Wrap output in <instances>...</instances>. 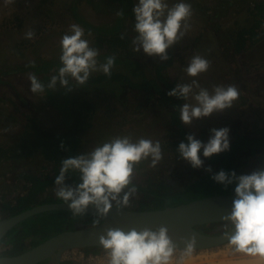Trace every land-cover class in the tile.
<instances>
[{"label": "trees", "instance_id": "16d2710c", "mask_svg": "<svg viewBox=\"0 0 264 264\" xmlns=\"http://www.w3.org/2000/svg\"><path fill=\"white\" fill-rule=\"evenodd\" d=\"M81 1L83 0H73L72 8L80 5ZM114 1L120 2L121 15L119 13L114 22L110 23L109 28L95 25L87 21L85 17L77 15V20L85 27V32L92 34L89 39V46L98 50V58L104 57V62H106L107 57H115V66L112 68L110 76L105 75L103 72H98L95 75L90 74L85 84L88 88L90 87L89 84H110L111 87L107 90L104 89V91L112 93L121 105L128 104L129 96L127 94L130 91H143L147 96L143 102L137 103L136 107L137 109L143 108L148 103L152 105L153 112L151 118L153 119L150 124L153 125L151 127L156 126L155 124L157 123V125L159 124L158 126L164 128L168 126L166 123L169 121L177 129V138H166L168 140L161 141V143L163 142L161 146L169 153L166 159L175 155L179 158L175 160V162L179 161L176 163V166L180 167V169L183 168L182 165H188L187 167L192 168L186 161L180 158L177 152L179 143L181 141L186 142V136L189 134L185 124L180 120L179 109L183 105L184 99L168 95V92L176 86V81H172L167 76L165 70L174 64L177 53L169 47L167 49L168 59L160 60L159 57L146 55L142 48L139 52L134 51L132 43L134 38L128 33L126 23L129 17H132V21L135 22V16L132 11L133 6L136 4L135 0ZM219 1L221 3L219 6L214 7L213 5L209 7L205 5L202 7L208 13L210 23L215 19V23L212 24L216 28L220 26L219 21L216 20L220 15L219 10L222 6L225 8L226 6L229 7L235 0ZM263 4V2L250 0L248 8L250 15L253 16L252 24L228 32L232 37L237 53L242 52L246 47L259 40L262 34L260 28L264 19ZM111 5L109 2L106 6L109 8ZM113 10H119V8L114 6ZM209 10L210 12H207ZM16 17L19 19V16ZM5 26L6 21L3 23V27ZM21 26L22 19H19L17 27L20 28ZM16 44L19 46L22 43L17 42ZM119 63H123L126 68L120 67ZM150 63H153V72H149L148 70ZM61 66L60 58H50L49 56H40L26 62L8 63L7 65L0 66V85L12 86L11 88L17 92L19 101L25 104H29L28 99L17 91L12 80L5 77L13 73L33 70V74L45 86L44 92L37 94L41 95L44 102H51L64 109L66 121L69 125L67 130L57 132L42 125L38 118L31 113L18 110L14 123L19 121L24 127L30 128L34 138L18 140L0 147V183H2L3 188L8 185L10 190H15V193L10 196L3 191L0 201V219L17 214L40 203L61 200L52 195L45 194L59 175L61 162L69 156L86 154L82 149V131L93 125L92 112L95 104L86 102L84 98H80V88L82 89L85 85L82 84L80 87V84L75 80L76 84L73 81L71 82V78H69L70 82L67 86H61L58 80L54 88L47 87L51 77L58 74V69ZM113 88L117 89L114 93L110 91ZM60 91L66 93L65 99H59L56 95ZM15 99L13 94L0 93V103L8 102L12 104V102H16ZM1 121L0 104V123ZM138 125L144 127L146 123L140 121ZM109 130H107V135L110 137L108 140L102 141L99 136L98 143L100 145L116 137L127 136L131 139L136 135L133 133V128L130 130L126 126H124V132L130 130L132 133L129 135L116 133L111 129V126ZM207 132L202 131V136L199 140L205 142ZM172 133L168 130V135ZM233 135L229 150L213 155L211 158H204L201 152V158L207 164L206 167L211 166L212 172L223 169L228 172L234 170L237 175L247 174L242 172V167L250 162L252 155L260 151L264 152V126L245 133L235 131ZM37 154L43 156L47 161L43 165L42 170L40 169V164H34L35 162L27 164L29 158L37 159ZM146 162L147 160H142L139 164L135 165L131 175L130 185L143 192L144 198L139 202L140 209L162 208L167 205L178 204L215 193L234 192L235 183L227 186L216 183L210 179L211 173L207 171L193 174L194 178H189L183 184H178L170 179V175L174 170H168L165 165V170H168L167 176L159 175L160 170H157V173L154 174L149 170ZM146 167L149 171L146 170ZM156 167L158 166L156 165ZM172 168H175V165ZM158 176H161V178ZM66 177L71 179L75 186L80 183V174L76 171L70 170L66 174ZM22 180L23 183L20 184ZM127 207L132 206L129 205ZM94 221H101V218L87 212L74 216L70 209H53L40 212L26 218L6 234L0 241V255L20 253L39 244L59 231L74 228L78 222L89 223ZM214 227H216V223L198 226L200 230L213 229ZM48 260L45 259L38 264H48Z\"/></svg>", "mask_w": 264, "mask_h": 264}, {"label": "clouds", "instance_id": "9594fccd", "mask_svg": "<svg viewBox=\"0 0 264 264\" xmlns=\"http://www.w3.org/2000/svg\"><path fill=\"white\" fill-rule=\"evenodd\" d=\"M5 2L11 3L12 0ZM132 11L135 16L134 31L137 33L132 41L134 51L139 52L142 48L148 56L167 60V49L184 35L180 30L182 22H185L187 30L186 21L191 16V6L183 0L172 7L165 0H137ZM70 33L60 41L62 66L58 74L51 77L47 85L49 88H54L58 80L61 86H67L69 78L82 85L95 71L110 76L115 66L114 56L107 57L105 63L98 65L99 52L83 38L85 32L79 25H71ZM25 36L31 39L34 33L28 31ZM208 68V60L194 56L185 71L188 76L197 77ZM29 79L31 91L42 94L44 84L34 74ZM194 88L199 91L194 92ZM168 95L186 101L191 96L195 101L194 104L184 103L179 109L181 122L190 125L194 119H202L231 107L238 91L234 86H215L210 93L193 80L191 84H177ZM229 131L227 127L213 128L207 142L188 134L186 142L179 143L177 152L193 169L204 168L211 173L210 179L214 182L225 186L235 183L232 211L223 217L228 225L225 231L228 245L233 253L252 257L259 264H264V169L241 175L234 170L212 172L211 166L204 167V159L201 158V152L204 158H211L229 150ZM149 158L153 166L161 159L158 141L141 138L132 143L127 136L116 137L88 154L64 159L55 178V195L68 204L74 216L84 214L90 205L102 216L107 214L113 202L117 208L127 207L130 197L135 195V187H128L134 166ZM70 170L80 174V183L75 187L65 183ZM99 242L105 250L107 264H184V260L192 255L195 243L193 240L185 241V247L179 249L163 226L139 230L131 228L128 231L108 228L100 235Z\"/></svg>", "mask_w": 264, "mask_h": 264}, {"label": "crops", "instance_id": "0c3cea01", "mask_svg": "<svg viewBox=\"0 0 264 264\" xmlns=\"http://www.w3.org/2000/svg\"><path fill=\"white\" fill-rule=\"evenodd\" d=\"M85 1L87 2L88 6H92L94 10H96V13L100 12L114 15L113 7H118L119 10H116L115 18L118 17L121 10V4L118 1L104 0L105 5L99 4L101 0ZM249 1L250 0H235L229 7L226 6L225 8L222 6V8L219 10L220 15L216 18V20L219 21L220 26L219 28H216L212 24L215 23V19L212 23H210L208 13H206L202 7L205 5L209 7L213 5L214 7L219 6L221 4L219 0H183L184 3H187L191 6V16L186 21L188 25L187 30L184 28L185 22H182L180 30L184 32V35L171 46V48L176 51L177 54L174 64L165 70L167 76L172 81L175 80L176 85L190 84L193 80H196L198 81L201 88L208 89L210 93H212L215 86H234L238 91V97L233 101L231 107L226 108L223 111L214 112L208 117L194 119L192 121V123L195 124V127L192 128L199 129V125H204L202 128L203 131H208L205 142L208 141L211 134L210 130L213 129V126L209 127L206 124L212 122L213 119H216L217 122H219L218 127H216L217 129L227 127L230 130V142L234 137L233 134L235 131H238L239 133H245L250 132L249 129L254 131L256 128L264 126V19L260 28L262 34L260 35L259 40L246 47V49H244L242 52L237 53L235 51L232 37L228 34V32L231 30L237 29L239 27L250 26L252 24L253 16H251L249 12ZM256 1L264 3V0ZM109 2L112 5L108 8L106 5ZM165 2L169 7H172L175 4L181 2V0H165ZM135 3H137V0H135ZM207 12H210V10ZM114 19L109 22H98L94 24L109 28L110 23L114 22ZM134 23L135 22L132 21V17L127 19V31L133 38L137 36V33L134 31ZM194 56H200L208 60L209 68L207 71L200 73L197 77H190L187 75L185 69ZM104 60V57H97L98 65L105 63ZM118 65L122 68H126L123 63H119ZM149 65V72H153V63H150ZM102 84L104 85L103 87L107 86L105 83ZM112 84L114 85V83ZM133 91L135 90H132L127 94L130 95L129 99L131 96L133 97ZM198 91L199 89L194 88V92ZM135 93L146 95L143 93V91H137ZM80 95L81 99L84 98L86 102L95 104L92 112L93 125L82 131V149L86 154L88 150L85 149V145L91 147L90 149H92L100 145L98 143L99 136L102 141H106L110 138L105 130L104 134H97L98 140L95 137L93 138V136L91 139V135H93L92 129L94 128L96 122L99 129L102 130V128L99 126L100 121L108 122V125L116 123L122 124V119L129 121L134 119V117H140V115L143 114L152 115L151 112L153 107L151 108L152 105L150 103H148L143 108H138V114H135L134 111L131 113L129 110L126 111L125 104L121 105V103L117 102L116 97H114L112 93L102 91L101 89L92 92L90 95H86L85 92ZM37 96L42 101H44L41 95L38 94ZM191 100L192 99L190 96L187 101L184 100L183 104L190 103ZM45 103L48 104L45 106L48 110H46L47 115H44V119L38 117L37 115H33L32 112L26 111L25 108L21 106L14 107L13 112L16 114L18 110L29 112L33 116H36L40 123L49 129H53L57 132L67 130L69 125L66 121V112L64 109L54 105L51 102L45 101ZM137 103L140 104V102ZM0 104L2 116V121L0 123V147L18 140L34 138L32 130L30 128L24 127L21 123H19V121H16L17 123L8 122L6 116H8V104L10 103L1 102ZM136 105L137 104H135V107ZM165 120L167 122V118ZM219 124L222 126H219ZM166 125L168 126L164 127V129L167 132L169 130L173 132L172 134H174V136L170 138H177L178 132L176 127L173 126L169 121L166 123ZM185 126L188 133L191 134V129L189 126ZM160 128H162V126ZM201 136L202 133L201 130H199V134L195 137L200 139ZM90 143H92V145ZM162 143L160 140V145H162ZM168 154L169 153H167V155ZM37 156L38 158L35 160L32 159V157L29 158L27 160V164H32L35 162L34 164H40V169L42 170L43 165H45L47 161L40 154H37ZM171 158H174L175 160L179 159L175 155ZM254 162L252 164H254ZM22 183L23 180L20 184ZM65 183L75 187L73 181L67 177L65 179ZM0 186L2 188H0V201L2 199L3 191L6 192L8 196L15 193V190H10L8 185L3 188L2 183H0ZM55 187L56 185L54 182L53 185L48 188L45 194L56 197L54 192Z\"/></svg>", "mask_w": 264, "mask_h": 264}, {"label": "rangeland", "instance_id": "374dc122", "mask_svg": "<svg viewBox=\"0 0 264 264\" xmlns=\"http://www.w3.org/2000/svg\"><path fill=\"white\" fill-rule=\"evenodd\" d=\"M83 2V3H82ZM80 2L76 8H72L73 0H12L11 3H6L5 0H0V66L7 65L8 63H16V62H26L40 56H49L50 58H60L61 55V45L60 41L65 34L70 33V26L73 24L79 25L81 28L84 29L85 27L77 20V15L81 17H85L87 21L92 23L98 22H109L115 18L116 10H114L113 14L107 13H96V10L92 6H88L87 2L83 0ZM100 5H105L104 0L99 2ZM121 15V13H120ZM19 16V19H22V26L20 28L17 27L19 24V19L16 17ZM91 19V20H88ZM6 21V26L3 27V23ZM264 26V24H263ZM28 31H32L34 33L33 38L28 39L25 36V33ZM92 34H87L85 32L84 39L89 41ZM22 43L19 46L16 43ZM34 42V43H30ZM98 72L102 71H95L91 74H97ZM33 74V70H27L24 72L13 73L12 75H8L5 78L12 80L14 86L19 93H22L28 99L29 104L21 103L17 97V92L14 91L12 86L9 85H0V93H7L8 95H14L16 102H12V104H8L9 111L7 112L8 116H6L9 123H14V119L16 118L17 114L13 112L14 107H23L26 111L32 112L33 115H37L40 118L44 119V115H47L48 110L45 106L48 105L44 101H42L37 95V93H33L31 91V81L29 76ZM74 82V79L71 78V82ZM70 82V80H69ZM76 84V82H74ZM191 84V83H190ZM82 89L80 88L81 93L84 92L86 95H90L92 92L98 91L99 89L107 90L110 87V84L103 87L104 85L101 84H89V88L84 83ZM81 87V85H80ZM117 89H110L111 92L114 93ZM137 90L133 91V97L128 100V104L125 106L126 111L129 110L131 113L134 111L135 114H138L139 109L135 107L137 102H143L145 100L146 95H142L140 93H135ZM142 93V92H141ZM59 99H65L66 93L64 91H60L56 94ZM124 95V94H123ZM81 97V95H79ZM130 96V95H128ZM194 100H191L190 103L194 104ZM12 112V113H11ZM153 112V111H152ZM151 112V113H152ZM147 113V112H146ZM149 113V112H148ZM140 115V117H134V119L125 121L122 119V124H110L108 122L100 121L99 126L102 130L99 129L97 122L95 123L94 128L92 129L93 138L97 139V134H104L105 130L107 132L110 131V126L113 131L119 134L129 135L132 132L130 130L133 128V133L136 134L135 137H132L130 140L132 143H136L139 139H150L153 142L162 141L163 138H170L174 136V134L168 135V132L162 127L155 124L156 126L151 127L150 122L153 118L152 115ZM137 116V115H136ZM118 117V116H115ZM144 120V121H143ZM215 120V121H214ZM146 123V125L139 126V122ZM133 122V123H132ZM135 122V123H134ZM218 123L216 119H213L212 122L206 124L207 126H213V128L218 127ZM150 124V125H149ZM129 125V126H127ZM199 125V124H196ZM221 124H219L220 126ZM124 126L129 127V131L124 132ZM191 129L190 133L197 136L199 134V130L203 131L204 125H199L198 128L195 127V124L191 123L188 125ZM222 126V125H221ZM249 131H251L249 129ZM108 134V132H107ZM109 136V135H108ZM94 140V139H93ZM96 142V141H95ZM94 142V143H95ZM92 145V143H90ZM85 145V149L88 150L87 154L93 151L96 147L90 149ZM167 157V153L164 150V147L161 146V159L155 164L152 165L151 158L147 159V166L149 170L152 171L154 174L159 171V175L167 176L168 170L176 165L174 158ZM255 161V165L253 168H250V164ZM165 162V163H164ZM257 164V165H256ZM264 152H259L250 157V162L247 165L242 167L243 173H251L254 170H258L261 167H264ZM156 165L158 167H156ZM165 165L167 166L168 170H165ZM30 167V165H28ZM202 170L204 168H201ZM146 170L149 171L146 167ZM157 174V175H158ZM159 177V176H158ZM163 177V176H162ZM161 178V176L159 177ZM194 176L191 177V179ZM188 179L187 177L184 178L182 182H176L178 184H182L186 182ZM128 187H133L129 185ZM127 191V188L125 189ZM144 198L143 192L135 187V195L130 197V206L138 205L140 200ZM228 248V249H227ZM218 249V250H217ZM217 250V251H216ZM215 251V252H214ZM205 251H202L204 253ZM214 252V254H212ZM212 253L207 252V256L202 257L205 259L204 261L197 260V261H190L192 264H200V263H209V258L215 259V261L222 260H243L245 258H252L249 256H245L239 253H233L230 249L228 242L222 244L220 247H216L215 250L213 249ZM200 251L192 254L190 257L197 256L202 254ZM225 254V255H224ZM188 257V258H190ZM247 257V258H246ZM186 258L184 260V264H190ZM208 258V260H207ZM200 261V262H199ZM186 262V263H185ZM188 262V263H187Z\"/></svg>", "mask_w": 264, "mask_h": 264}, {"label": "water", "instance_id": "95a60500", "mask_svg": "<svg viewBox=\"0 0 264 264\" xmlns=\"http://www.w3.org/2000/svg\"><path fill=\"white\" fill-rule=\"evenodd\" d=\"M75 186V184H74ZM235 192L215 193L162 208L140 209L137 207L117 208L115 203L106 215H100L97 209L89 206L85 212L101 218L98 223L78 222L74 228L59 231L39 244L14 255H0V264H38L45 259L48 264H61L63 253L70 249L101 247L100 235L108 228L165 227L168 235L178 248H184L185 241L193 240L194 248L216 247L228 242L225 231L228 225L223 217L232 211ZM53 209H69L63 200H55L34 205L17 214L0 219V241L17 224L40 212ZM216 223L213 229L200 230L201 224ZM234 231V229H232ZM231 231H229V235ZM71 264H85L77 259ZM259 264V263H256Z\"/></svg>", "mask_w": 264, "mask_h": 264}, {"label": "flooded vegetation", "instance_id": "af4514ba", "mask_svg": "<svg viewBox=\"0 0 264 264\" xmlns=\"http://www.w3.org/2000/svg\"><path fill=\"white\" fill-rule=\"evenodd\" d=\"M177 162H179V161H177ZM254 165H255V162H254V164H250L249 167L250 168H253ZM182 166H183V168H181V169H180V167H178L176 165H175V168H171V170H174L173 173H171V175H170L171 176L170 177L171 180H173L175 182H182L185 177H187V179H189V178H191L193 176V174H200V173H202V172L205 171L204 169L202 170L201 168L200 169L189 168V167H187L188 165H182ZM206 166H207V164L204 163V167H206ZM113 203H115V202H113ZM137 206L136 205H133L132 207H137ZM82 251H83V253L85 255H89L91 253H99V252H102V251H104V249L101 248V247L91 246V247H85V248H83ZM61 264H71V260H66L65 257H64ZM101 264H107V263H101Z\"/></svg>", "mask_w": 264, "mask_h": 264}, {"label": "built area", "instance_id": "2783aa9c", "mask_svg": "<svg viewBox=\"0 0 264 264\" xmlns=\"http://www.w3.org/2000/svg\"><path fill=\"white\" fill-rule=\"evenodd\" d=\"M221 246V245H220ZM216 246V247H220ZM216 247H208V248H194V251L192 254H195L196 252L205 251L212 252L214 248ZM183 249V248H179ZM65 257L66 260H72L77 259L85 264H101V263H107V256L105 254V250L99 253H91L89 255H85L82 251V249H70L66 250L63 253V258Z\"/></svg>", "mask_w": 264, "mask_h": 264}, {"label": "bare ground", "instance_id": "6f19581e", "mask_svg": "<svg viewBox=\"0 0 264 264\" xmlns=\"http://www.w3.org/2000/svg\"><path fill=\"white\" fill-rule=\"evenodd\" d=\"M228 249V248H227ZM214 250H215V248H214ZM218 250V249H217ZM216 250V251H217ZM213 252V251H212ZM212 252H209V253H212ZM215 252V251H214ZM214 252L212 253V254H214ZM202 253V252H201ZM215 255V254H214ZM225 255V254H224ZM206 257L207 256V250H206V252H204V253H202V254H199V255H197V256H192V257H190V258H188L187 259V261L189 262V259H190V261L192 262V261H197V260H200V259H202V257ZM63 257V256H62ZM247 258V257H246ZM206 259V258H205ZM205 259H202L201 261H204ZM224 259V258H223ZM220 260V261H215V259H210L209 258V263H200V264H256V263H259V262H257V261H255V259L254 258H248V259H246L245 260V258L242 260H237V261H232V260ZM207 260H208V258H207ZM187 262V263H188ZM200 262V261H199ZM186 263V262H185ZM190 263V262H189ZM195 262H193L192 264H194ZM191 264V263H190Z\"/></svg>", "mask_w": 264, "mask_h": 264}]
</instances>
